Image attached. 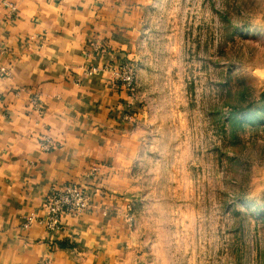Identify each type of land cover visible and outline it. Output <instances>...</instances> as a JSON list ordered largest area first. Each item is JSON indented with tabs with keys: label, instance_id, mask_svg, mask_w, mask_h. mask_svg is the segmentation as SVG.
Returning <instances> with one entry per match:
<instances>
[{
	"label": "crops",
	"instance_id": "crops-1",
	"mask_svg": "<svg viewBox=\"0 0 264 264\" xmlns=\"http://www.w3.org/2000/svg\"><path fill=\"white\" fill-rule=\"evenodd\" d=\"M158 1L0 0V264H128L145 107L113 70L138 63ZM71 183L88 188L84 212L65 213L57 235L23 226Z\"/></svg>",
	"mask_w": 264,
	"mask_h": 264
},
{
	"label": "rangeland",
	"instance_id": "rangeland-1",
	"mask_svg": "<svg viewBox=\"0 0 264 264\" xmlns=\"http://www.w3.org/2000/svg\"><path fill=\"white\" fill-rule=\"evenodd\" d=\"M143 28L128 264H264V0H159Z\"/></svg>",
	"mask_w": 264,
	"mask_h": 264
},
{
	"label": "built area",
	"instance_id": "built-area-1",
	"mask_svg": "<svg viewBox=\"0 0 264 264\" xmlns=\"http://www.w3.org/2000/svg\"><path fill=\"white\" fill-rule=\"evenodd\" d=\"M15 9V8H14ZM1 50V49H0ZM115 83L128 88L131 92L136 90L137 70L133 64L127 62L118 65L113 70ZM34 108L39 116L43 114L41 105L33 100ZM40 144L44 150L53 148V142L48 132L40 136ZM88 188L82 184L71 183L66 186L54 187L46 197V213L43 216L30 214L23 218V226L30 227L34 222H41L45 228L57 235L61 228V221L65 213L79 215L89 206Z\"/></svg>",
	"mask_w": 264,
	"mask_h": 264
}]
</instances>
